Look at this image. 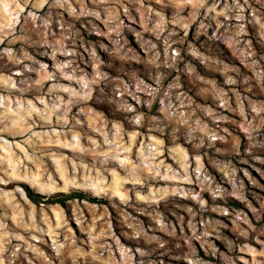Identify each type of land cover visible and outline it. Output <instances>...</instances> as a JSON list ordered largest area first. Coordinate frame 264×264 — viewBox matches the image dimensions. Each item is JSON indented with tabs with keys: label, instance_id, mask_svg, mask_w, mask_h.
Wrapping results in <instances>:
<instances>
[{
	"label": "rangeland",
	"instance_id": "1",
	"mask_svg": "<svg viewBox=\"0 0 264 264\" xmlns=\"http://www.w3.org/2000/svg\"><path fill=\"white\" fill-rule=\"evenodd\" d=\"M0 264H264V0H0Z\"/></svg>",
	"mask_w": 264,
	"mask_h": 264
},
{
	"label": "trees",
	"instance_id": "2",
	"mask_svg": "<svg viewBox=\"0 0 264 264\" xmlns=\"http://www.w3.org/2000/svg\"><path fill=\"white\" fill-rule=\"evenodd\" d=\"M29 195H30V197H31L33 200L37 201L36 195H35L34 193L30 192ZM56 201H60V202H63V203H64L65 200L62 199V198H57Z\"/></svg>",
	"mask_w": 264,
	"mask_h": 264
}]
</instances>
